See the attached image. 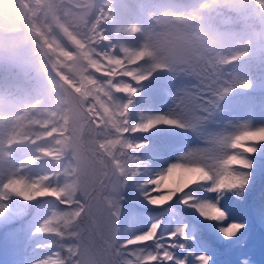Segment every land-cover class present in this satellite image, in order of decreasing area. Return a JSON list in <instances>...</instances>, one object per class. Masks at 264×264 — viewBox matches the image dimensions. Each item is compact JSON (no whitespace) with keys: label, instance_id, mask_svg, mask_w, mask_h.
I'll return each instance as SVG.
<instances>
[{"label":"trees","instance_id":"1","mask_svg":"<svg viewBox=\"0 0 264 264\" xmlns=\"http://www.w3.org/2000/svg\"><path fill=\"white\" fill-rule=\"evenodd\" d=\"M38 1L0 0V9L6 11L0 16V32L15 33L19 37L16 40L25 39L31 49L29 56L19 58L11 53L14 46L0 42V161L10 176L0 181V186L5 183L3 192L0 190V217L4 218L0 224L15 216L23 227L18 244L0 241V259L18 264H77L83 259L80 254L91 250L88 244L92 228L85 227L82 192L68 136L72 129L65 92L74 91L83 98L84 110L91 113L90 130L95 133L94 127H99L103 131L104 135L96 138L97 146L115 148L120 156L115 166L120 171V190L119 205L113 209L118 218L113 233L114 264H132V254L124 244L131 233L120 217L122 179L137 151L129 144L135 145L141 139L150 141L151 146L142 155L147 164L143 173L146 181L155 178L158 170L159 165L152 161L159 156L155 149L161 154L167 151L179 132L177 127L169 126L153 128L148 134L132 131L156 119L165 109H158L168 77L162 63L164 56L156 63L155 56L145 48L149 46L158 53L167 37L185 38L192 47L189 62L195 69L191 92L200 94L199 100L205 98L201 108L215 113L223 109L237 112L241 101L251 109L255 101L264 100V0H46L43 8L36 5ZM37 8L44 16H39L35 24ZM25 16L30 17V23H24ZM46 28L50 30L48 35ZM141 29L147 35L146 43L137 36ZM43 47L50 53V60ZM75 58L84 69L80 75L71 68ZM168 67L172 87L176 73ZM183 84L188 83L183 80L174 87L180 91ZM248 134L260 137L255 132ZM95 135L99 136L97 132ZM237 142L259 149L255 157H248L253 160V169L247 186L252 191L250 204L264 210V142ZM244 155L236 148L230 158ZM217 173L222 178L225 165ZM135 190L129 185V194ZM231 194L216 197L227 218L245 227L253 226L252 216L246 219L247 208L231 211L238 200ZM181 208L187 215L178 201L160 209L149 207L146 222L183 215L195 223L193 211L183 205ZM81 224L82 247L78 253L75 244L79 235L75 243L73 234L74 225ZM212 231L215 236L219 232ZM193 232L198 238L190 239L183 251L175 250L177 259L198 264L197 257L206 254L211 261L220 260L217 240L210 244L199 237L197 229ZM244 237L255 241L247 240L246 248L255 262L264 263L259 250L254 249L258 246L264 250V238L257 227ZM71 240L72 248L61 247ZM98 242L95 239L92 243L95 249L99 248ZM164 242L170 241L166 238ZM249 255H243L247 264L251 263Z\"/></svg>","mask_w":264,"mask_h":264},{"label":"rangeland","instance_id":"2","mask_svg":"<svg viewBox=\"0 0 264 264\" xmlns=\"http://www.w3.org/2000/svg\"><path fill=\"white\" fill-rule=\"evenodd\" d=\"M38 2L39 3L36 5L39 7L43 8L46 6V0H39ZM38 8L35 10V16L33 17L35 24L39 16H44L41 12L42 9ZM52 9L51 4V10ZM9 12L12 11L9 10ZM5 13V10L0 9V16ZM39 13H41V15ZM23 21L24 23L31 22L30 17H27L26 19V16L23 18ZM41 23H43L42 20ZM49 32V28H46L45 34L48 35ZM171 33L174 35L172 31ZM14 34L15 33L9 30L0 32V42L8 46H14L13 52L11 50L12 48L9 47L12 55H16L19 58L29 56L31 49L26 40H16L19 37H16ZM137 36H141L140 41H143L144 43L148 40L146 33H143L142 29L138 32ZM11 41H14L15 44ZM145 49L148 53L155 56L156 63L160 56H164V62L162 63L172 66L176 73L175 80L173 76V90L170 91L171 95L167 89L163 90V98H165L164 106L166 107H164V110L162 108L163 111L160 115L178 119L181 122L179 131L182 133V139L177 146L171 149L172 153L161 154L159 150H154L156 154H159V156H154L152 159L153 162L159 165L155 176L164 171V168L168 167L170 164L183 162L185 164L201 166L207 169V173L210 174V179L213 181L218 180L221 174L217 173V170L220 169V166H224L225 162L230 159L231 154L235 152L236 148H233L232 144L237 142L238 137L252 132H255L258 136H263L264 102L252 112L242 106L238 107L237 112L232 109H223L224 112L219 111L218 113H215L209 109H203L201 108V105L205 101V98L202 97V100H199L200 94L196 93L194 95L193 92H191L195 87L192 83L195 76L191 77V75L195 74V69L189 62L193 54L191 44L186 42L185 38L177 40L175 37L171 38V36H169L166 38V41L163 42V49L160 50V52L156 53L154 50H150L149 46ZM44 50L46 59L50 60V53L48 51L46 53V49L43 47V53ZM71 68L74 74L78 75L82 74L84 71V69H81L82 66L80 61H78V58L74 59ZM183 80H186L188 83L187 86H185L186 84H183L180 91L176 90L174 84L177 82L182 84ZM62 90L64 92L63 87ZM65 94L67 97L69 125L72 129L68 136L70 146L72 147V158H74L76 169L78 171L80 191L82 192L83 219L87 221L85 227H88L89 229L92 228L91 234H89L90 244H88L91 250L88 248L85 250L84 254L81 253L80 256L83 259L81 261L80 258V262L77 261V264L78 262L79 264H114L116 258L114 256L115 245L113 244L116 238L115 236L113 237V233L116 230L118 218L113 209L119 205L117 197L120 190V171L116 167L120 163V156L115 152V148L110 150L106 145H104L106 149L99 145L97 146L96 138L104 134L99 127L96 129L94 127L95 133L97 132L99 136L95 135L94 131L90 130L89 123L91 121V113L89 114L84 110L83 98L74 91H67ZM166 109L167 111H172L173 114L170 115L167 113ZM159 127L160 126H157L154 130H158ZM186 132L189 133V136ZM111 161H113L112 164ZM9 178L10 176L6 174L0 161V181H6ZM108 184L109 187H107ZM248 186L243 190V193L240 196L231 194L232 196H237V199L239 200L236 199L237 201L235 205L233 207L231 206V211L234 212L237 209L244 210L247 208L248 215L246 216V219H248L249 216H252V222L254 223L253 226L255 227V225L264 224V212L260 213V207L250 204L249 198L251 197L252 191H249ZM0 188H2V186H0ZM114 193H116V195L112 196ZM80 221L83 222V220ZM198 222L202 225H206L207 229L212 231L213 226L210 223L205 221ZM229 222H232V220H229ZM253 226L245 227L244 230L238 234V237L233 238L232 242L236 243V245H241V242L246 240V245H244L246 249L248 247L247 240L252 239L248 237L245 239L244 235H246L248 231L252 232V229L254 228ZM82 228V224L78 227L74 225L76 232L73 234L76 236L74 239L75 243L78 241L77 237L79 235V242L75 244L78 253H80L79 246L82 247ZM97 235L99 238H97ZM216 238L219 244L227 242L222 236H220L219 232L216 234ZM95 239H99V242L97 243L99 246L98 249H95V246L92 245ZM254 242L255 241L252 240V243ZM70 245H72V240L61 247L69 249ZM254 249L259 250L258 256L260 259L262 257L261 260L264 262V253L262 252L264 250L258 246L254 247ZM246 250L245 252L247 256L250 252ZM248 259L251 261L250 264H264L260 261L255 262L256 260H254L253 253L248 256ZM0 264L4 263L0 262ZM8 264L17 263H12L11 261ZM211 264H216V262L211 261ZM218 264H228V262L223 259L222 261H218Z\"/></svg>","mask_w":264,"mask_h":264},{"label":"snow or ice","instance_id":"3","mask_svg":"<svg viewBox=\"0 0 264 264\" xmlns=\"http://www.w3.org/2000/svg\"><path fill=\"white\" fill-rule=\"evenodd\" d=\"M157 126L181 127V122L178 119L160 115L142 126H135L132 131L148 134ZM242 139L253 142L258 139L264 142V136L257 137L253 134L238 137L237 141ZM150 146V141L144 139L139 140L135 145L129 144L130 148L134 147L137 151L122 179L120 217L126 231L131 233L124 244L132 254V264H186L177 259L174 251H183L190 239L198 238L193 229H197L199 237L208 243H216V236L213 231L207 229L206 225L198 222L190 223L183 215L176 216L174 219L156 217L151 223H147L149 207L160 209L178 201L179 205L193 211V220L210 223L213 230L218 229L225 241L232 242L233 238L238 237L245 225L229 222L223 206L217 203L215 198L225 193L242 195L249 182V173L253 169V160L248 157H255L259 149L234 142L232 147L240 148L245 155L242 158L233 156L227 160L226 174L215 181L210 179L207 169L183 162L172 163L155 178H148L145 181L143 173L147 164L142 159V155ZM229 165L232 167L229 168ZM229 175L232 176L231 181H229ZM129 185L136 189L131 194H129ZM198 185L202 187H197ZM0 220L4 218L0 217ZM22 231L23 227L18 218L8 217L3 224H0V241L6 240L9 244L16 245L20 242ZM166 238L170 241L169 243L164 242ZM237 260L238 264H247V261L241 257H237ZM197 261L198 264H211V257L201 254L197 257Z\"/></svg>","mask_w":264,"mask_h":264},{"label":"clouds","instance_id":"4","mask_svg":"<svg viewBox=\"0 0 264 264\" xmlns=\"http://www.w3.org/2000/svg\"><path fill=\"white\" fill-rule=\"evenodd\" d=\"M193 171H196L197 169H192ZM203 175V174H202ZM44 193H41V195H43Z\"/></svg>","mask_w":264,"mask_h":264},{"label":"water","instance_id":"5","mask_svg":"<svg viewBox=\"0 0 264 264\" xmlns=\"http://www.w3.org/2000/svg\"><path fill=\"white\" fill-rule=\"evenodd\" d=\"M97 238H99V236L97 235ZM108 251V250H107ZM112 258V257H111Z\"/></svg>","mask_w":264,"mask_h":264}]
</instances>
